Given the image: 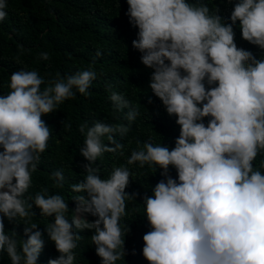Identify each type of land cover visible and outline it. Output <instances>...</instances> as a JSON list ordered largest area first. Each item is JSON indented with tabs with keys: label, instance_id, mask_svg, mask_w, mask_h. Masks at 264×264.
Returning <instances> with one entry per match:
<instances>
[{
	"label": "clouds",
	"instance_id": "obj_1",
	"mask_svg": "<svg viewBox=\"0 0 264 264\" xmlns=\"http://www.w3.org/2000/svg\"><path fill=\"white\" fill-rule=\"evenodd\" d=\"M127 4L129 21L139 30L132 46L142 53L143 65L153 69L149 87L180 126L171 149L147 139L127 160L163 170L164 179L143 198V223L137 225L126 212L128 200L140 195L126 191L130 169L113 167L101 178V170L93 167L106 152L123 155L124 145L115 135L127 134L129 126L123 124L98 121L79 127L85 134L80 153L89 163L83 165L84 180L72 185L86 196L74 198L71 220L59 194L37 193L27 202L32 173L52 135L42 117L77 92L87 95L97 73L91 68L66 77L57 73L41 89L44 78L37 71L20 70L10 76V91L0 95V252L11 264H37L44 240L38 225L30 223L35 205L41 215L54 216L47 233L60 255L46 257L47 264H74L76 231L84 229L86 264H264V162L254 167L264 152V59L239 48L233 30L238 20L242 38L264 49V0H239L228 24L218 9L189 0ZM6 7L7 0H0V21ZM40 57L48 60L49 54ZM110 99L117 109L129 107L115 92ZM139 114L133 108L128 121ZM105 136L113 147L104 143ZM53 175L62 186V171ZM5 217L30 224L24 228L26 240L5 231Z\"/></svg>",
	"mask_w": 264,
	"mask_h": 264
},
{
	"label": "trees",
	"instance_id": "obj_2",
	"mask_svg": "<svg viewBox=\"0 0 264 264\" xmlns=\"http://www.w3.org/2000/svg\"><path fill=\"white\" fill-rule=\"evenodd\" d=\"M189 2L207 4L210 11L218 9L222 22L228 24L231 23L234 4L239 0ZM128 7L127 0H7V16L0 21V95L10 91V76L20 70L37 71L44 78L41 89L49 86V80L54 79L57 73L66 77L89 68L97 73L87 95L77 92L75 98L57 105L56 110L42 117L52 135L48 149L41 154L37 170L32 173V185L25 193L28 203H32L37 193L61 195L69 207L66 213L69 220L76 208L74 198L86 196V193H77L72 189L73 184L84 180L86 170L83 165L89 163L80 153L85 141V134L79 131L82 124L91 127L99 121L129 126L123 137L115 134L116 140L124 145L123 155L119 150L118 154L106 152L97 158L93 167L101 170V178H107L113 167L126 166L130 169L133 175L126 191L140 195L128 200L126 212L131 214L130 219L137 225L143 223L141 216L146 217L143 198L152 195L155 184L164 179L161 176L163 170L158 165L141 168L139 162L128 165L127 160L132 150L142 148L147 139L154 145H167L171 149L179 136L177 117L167 113L162 101L149 87L153 69L143 65L140 60L142 53L132 46L139 30L129 21ZM233 30L239 48L251 51L257 59H264V49L242 38L238 20ZM44 52L49 54L48 60L40 57ZM98 52L100 55H97ZM113 92L122 95L129 102V107L117 109L110 99ZM149 97L151 103L148 102ZM133 108L140 114L129 122L127 113ZM208 119L204 118L205 124ZM102 139L108 146H114L107 136ZM0 151H3L2 147ZM262 162L264 152L257 156L254 167L261 168ZM58 170L65 177L62 186L53 175ZM261 171L264 172V168ZM169 174L177 177L175 168L171 166ZM32 211L35 215L31 216L30 223L38 225L44 240L37 264H47L46 257L56 259L60 255L47 233L54 216L41 215L35 205ZM4 224L8 234L13 230L17 232L18 241L27 239L24 228L30 224L26 225L19 217L11 222L5 217ZM76 233L80 237L74 249V264H86L83 253L88 247V230ZM133 246L138 248L137 244ZM0 264H11L6 252H0Z\"/></svg>",
	"mask_w": 264,
	"mask_h": 264
}]
</instances>
